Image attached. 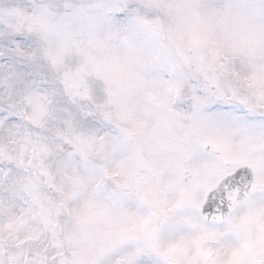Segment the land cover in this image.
<instances>
[{
  "label": "snow or ice",
  "instance_id": "obj_1",
  "mask_svg": "<svg viewBox=\"0 0 264 264\" xmlns=\"http://www.w3.org/2000/svg\"><path fill=\"white\" fill-rule=\"evenodd\" d=\"M0 264H264V0H0Z\"/></svg>",
  "mask_w": 264,
  "mask_h": 264
}]
</instances>
